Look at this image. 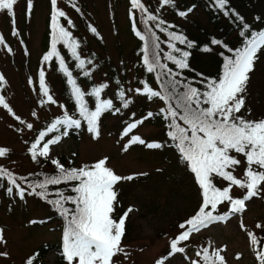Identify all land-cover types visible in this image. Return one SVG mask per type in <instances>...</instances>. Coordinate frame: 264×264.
<instances>
[{"label": "rangeland", "instance_id": "374dc122", "mask_svg": "<svg viewBox=\"0 0 264 264\" xmlns=\"http://www.w3.org/2000/svg\"><path fill=\"white\" fill-rule=\"evenodd\" d=\"M143 1L159 10L161 16L169 17L170 7L162 6V0ZM52 7L51 0H31L29 10L28 0H17L13 6L14 17L7 10H0V35L4 39L0 44V73L3 77L0 84L12 109L10 112L0 104V145L8 150L0 156V163L13 171L32 169L30 148L42 132L34 131L47 123L43 130L46 135L36 151L39 152L49 140L57 136L60 139L49 144L48 156L42 157L52 161L64 155L79 163L106 159L105 166L116 175L133 177L131 180L122 179L113 187L118 194L112 214L119 218H112L118 222L129 208L132 211L125 218L120 241L123 252L112 258V264H156L165 257L164 264H193L200 247L213 252L221 250L219 255L228 264H260L256 246L251 243L248 233L255 235L260 233L261 226L264 227V182L258 194L245 201L241 212L231 213L224 220L210 222L193 232L189 239L178 244L183 252L169 255L171 241L185 231L180 224L201 202L202 189L195 174L187 171L185 164L162 160L155 148L147 146L161 138V126L143 118L144 115L131 114L139 107L146 83L139 56L134 51L137 42L127 25V11L131 9L129 0H57L56 7L66 14L59 18L61 25L71 31L75 24V33L87 42L86 47L98 53L101 65L93 71V81L96 87L106 85L99 101L110 100L115 111L112 115L105 113L97 121L98 135L89 128L74 133L65 130L67 135H63L65 131L57 135L48 131L57 114H64L66 108L60 78L49 66V61L41 62L40 59L45 47L47 15ZM254 9L264 15V0H260ZM186 16L179 18V22L189 28L192 20L204 26L208 17L198 5ZM87 22L95 27L98 36L89 31ZM208 29L214 30L205 28ZM38 69L44 72V80L51 84L54 103L47 100L37 84ZM248 77L242 93L247 106L244 114L246 117H264V47L258 50ZM115 78L123 87L124 101L129 102L127 107H120ZM84 89L88 92L86 85ZM137 89L141 91L137 92ZM160 106V101L149 103L151 110ZM137 121L142 123L125 135L127 126ZM28 124H32L31 129ZM133 136L140 137L144 143L131 142ZM240 162L233 171L243 176L245 163ZM246 192L235 186L231 196L242 198ZM42 204L36 202L30 191L25 192L23 199L15 193L7 195L0 191V264H22L42 241L58 236V221L51 219L38 224L37 221L48 211ZM55 256L54 250L48 251L43 264H56Z\"/></svg>", "mask_w": 264, "mask_h": 264}, {"label": "snow or ice", "instance_id": "6c2138e0", "mask_svg": "<svg viewBox=\"0 0 264 264\" xmlns=\"http://www.w3.org/2000/svg\"><path fill=\"white\" fill-rule=\"evenodd\" d=\"M16 2L17 0H0V10H7L14 17L13 6ZM51 3L53 6L52 50L44 56V60L47 61L53 56L58 57L56 44L63 43L71 50L73 57L79 60L77 67L83 68L85 61L79 59L77 55L78 43L72 38L71 32L58 22L59 18L65 17L66 14L56 7L57 0H51ZM131 3L133 8L147 11L140 0H131ZM215 3L217 7L224 9L227 0H215ZM163 5L175 7V2L174 0H162ZM28 7L30 10L31 0H28ZM73 7H75V4H73ZM188 11H191V9ZM178 14L184 17L187 12L180 11ZM157 19L156 15L150 14L144 22L147 23L148 20ZM13 23H15L14 19ZM162 23L164 21H160L156 26L159 27ZM69 24H71L70 20ZM244 27L247 28L248 25L245 24ZM91 30L93 32L96 31L95 28ZM136 34L142 40L145 39L139 32ZM169 35L181 43H185L184 37L174 33ZM241 35H244V33L242 32ZM3 43V36L0 35V44ZM212 43L219 44L221 42L213 40ZM188 46L191 47L192 42H188ZM262 47H264V31L256 33L251 39H248L242 49L236 50L234 58L226 59L223 78L218 82L210 83L208 91L202 93L196 88L185 86L187 90L177 97L179 110L169 106L168 117L171 118L169 127L172 129L169 132V136L176 142L181 158L187 162L190 170L195 174L203 196V203L197 214L180 224L179 227L185 229V231L171 241L169 255L183 252L184 249L178 247V244L181 241H186L193 232L206 227L210 222L222 221L231 213L241 212L245 207V201L256 196L260 190L261 183L264 182V119L253 121L236 115L244 107L242 93L245 91V85L249 79L248 73L252 70L256 54ZM176 51H179V49H176ZM188 55L187 52L183 53L184 58ZM167 59L174 61L180 69L188 66L185 59H176L171 54L168 55ZM144 63L147 65L149 72H154L159 67L164 69L168 75H172L171 69H167L166 65L160 64L158 55H153V58L149 59L147 47L145 48ZM60 69L65 72L68 77V83L72 85V94L79 105L80 114L87 120L89 131L98 135V118L103 111L113 107L110 100L99 101L100 93L106 85L95 87L90 93V95L98 98V103L94 111H89L84 103V93L77 86L72 74L64 66L62 58L60 59ZM85 75H88V73L85 72ZM157 78L159 79V76ZM2 80L3 77L0 76V81ZM177 83L173 80V89ZM40 86L41 91L47 96V100L54 103L53 97L48 95L43 71L40 72ZM140 91V89H137V92ZM143 93L148 94L149 98L161 97L166 99V97L161 96L159 91L152 90L146 84ZM119 96L123 100L124 92L121 91ZM128 103V101H124L123 106L127 107ZM0 104L8 108L2 96H0ZM202 104L209 106L202 107ZM116 111H119V109H116ZM152 115V113H148V117ZM177 118L183 121L187 127H182L177 123ZM138 123H142V121L130 123L124 134L127 135L132 129L136 128ZM80 124L81 121L79 119H73L65 115L63 119H57L48 131H58V125L79 128ZM27 127L31 129L32 124H28ZM67 134V131L63 133V135ZM45 135L46 132H40L39 138L31 145L30 152L34 160L37 155L47 157L49 144H55L60 139L57 136L55 139L44 143L42 149L37 153V147L44 140ZM131 142L144 143L138 136H133ZM147 146L149 148H158L161 145L148 144ZM7 151V149H0V156L5 155ZM232 152L243 154L246 158L247 167L244 179L235 177L233 172L229 170L234 169L241 163L240 160L231 155ZM52 163L59 169V175L46 178L43 182L31 187L35 194L45 197L48 185H58L61 182L68 181L78 182L73 189L76 193L75 196H64L63 193H57L59 198L49 201V203L56 205L57 210L60 211V214L67 221L63 233V254L65 259L68 264H73L74 261H76V264H112V258L118 252H123V248L120 247V241L124 234L125 218L128 212L132 211L129 208L118 222L112 218L111 214L114 212V201L116 200V192L113 187L122 179L131 180L133 177L116 175L112 169L105 166L106 159H101L94 165H86L80 169H65L57 160H52ZM3 177H7L9 182L18 189V195L23 198L25 190L17 184L13 175L7 170L0 169V178ZM215 177L223 178L229 182L228 186L222 190L216 187L213 183ZM233 185L246 188V194L242 198H233L230 195ZM37 187L41 191L36 192ZM12 191V187L7 188L9 194ZM69 201L75 205V208L64 207V203ZM224 201L230 202L229 213L213 215L212 211H206L209 206L214 211L218 204ZM241 226L243 227V225ZM257 227H260V225L258 224ZM248 235L251 243L254 246H259L260 241L256 236L253 233H248ZM0 239H2V236H0ZM220 251H214L212 256L217 257L220 264H224V257L219 255ZM202 253L205 264H208L211 258L209 249L204 248ZM200 255L201 253L198 252L197 256ZM256 256L260 264H264V249L256 251ZM166 259L167 257L164 258V260ZM164 260H157L156 264H164ZM27 264H32V259H29ZM193 264H197V261H193Z\"/></svg>", "mask_w": 264, "mask_h": 264}, {"label": "trees", "instance_id": "16d2710c", "mask_svg": "<svg viewBox=\"0 0 264 264\" xmlns=\"http://www.w3.org/2000/svg\"><path fill=\"white\" fill-rule=\"evenodd\" d=\"M259 1L260 0H227L225 8L220 9L219 7H217L215 0H174L175 7L167 5L171 10L169 17H163L161 16V13L158 12L159 10L157 11L152 9L147 4H145L143 0H140V2L144 5L147 11H141L139 8H133L131 0H129L131 9L127 11V25L130 33L135 37L137 42L134 51L139 56V64L141 65L145 83L152 90L159 91L162 97H166V99L161 97L149 98L148 94L142 93L141 98L139 99V107L133 110L131 114H140L141 117L144 115L143 118L150 120L151 123H155L161 126L159 134L161 138L157 142L153 143L159 144L161 146L158 148H153H155L158 155L162 157V160L168 162L172 161L183 163L185 164L187 171H191L187 162H185L181 158V154L176 147V142L173 141L169 136V132L172 130L169 127L171 123V118L168 117L169 106L179 110V101L177 97L182 95L187 90L185 86L196 88L202 93L208 91V86L210 83L218 82L223 78L226 59L234 58L236 50L242 49L248 39H251L254 34L264 31V15L254 9ZM197 5L207 13L208 17L206 24L203 26L200 25L198 21L192 20L191 28L182 26L179 22V18H185L187 16L182 17L178 14V12L184 11L188 14V12H190L188 10L194 9V7ZM152 7H154V5H152ZM249 13L252 14L250 15ZM52 14L53 7L50 9L49 15H47L48 28L45 38V47L43 53H41L40 55L41 62L44 61V56L52 50ZM150 14L156 15L158 19L148 20L147 23H145V19ZM60 21L61 19H59L58 21L61 25ZM160 21H164V23L160 24V26L157 27L156 25ZM245 24L248 25L247 28L244 27ZM73 26L74 27L71 29L72 32L69 29H66L71 32L72 38H74L79 45V47L77 48V55L79 59H83L85 61L83 68L77 67L79 60L73 57L71 50L63 43L56 44L58 57L53 56L47 61H49V66H51L52 70L60 78V90L64 97L66 106L64 114H57V118H55L52 122L60 118L63 119V117L67 115L73 119H79L81 121V124L79 128L58 125L59 130L52 131V133H54L55 135L63 133L65 130H70V132L74 133L89 128L87 120L80 114L79 105L72 94V85L68 83V77L65 72L60 69L61 58L63 59L64 66L67 68L68 72L72 74V78L76 81L77 86L84 93V103L89 111L95 110V102L97 103L98 100L96 96L90 95V93L96 87L92 77L93 71L99 65H101V60L98 59L99 55L95 50L88 49L86 47L87 42L85 40H82L81 37L75 33L76 25L73 24ZM87 27L92 34L98 36L96 32H93L91 30L95 27H93L88 22ZM208 27L214 28V30H205V28ZM137 32L144 36L145 39L142 40L140 36L136 34ZM242 32L244 33V35H241ZM170 33H174L176 35L184 37L185 43H181L179 40L174 39L171 35H169ZM213 40L220 41L221 43L213 44ZM188 42H192L191 47L188 46ZM6 44L9 47L8 43ZM146 47L148 49L149 59L151 60L153 58V55H158L160 64L166 65L167 69H171L172 75H168L164 69L159 67H157L156 71L154 72H149L147 70V65L144 63ZM176 49H179V51H176ZM184 52H187L189 54L186 58L183 57ZM169 54L174 56L176 59H185L188 66L184 69L178 68L174 61L167 59ZM40 72L41 70L38 69L37 84L41 89ZM85 72H87L88 75H85ZM1 75L2 74L0 73V76ZM113 76H116V74L114 73ZM158 76L159 79L157 78ZM173 80L178 82L174 89L172 87ZM115 82L117 84L116 95L121 103L120 107L123 108L124 99L122 100L119 96V93L123 91V87L118 79L115 78ZM44 83L47 87L48 95H51V84L49 85L45 80ZM84 85L87 86L88 92L84 89ZM0 96L3 97L4 102L8 105L7 109H10L9 111L12 112V109L10 108L3 94L2 84H0ZM158 101H160L161 106L151 110L149 107V103H155ZM201 106L208 107L209 105L202 104ZM246 108V103H244V107L240 110L239 113H236V115L242 116L246 120L259 121L261 119H264V117H246L244 114ZM162 109L163 111H161ZM114 111L115 110H113L112 108L103 111L98 118V121L103 118V115L105 113L107 115H112ZM148 113H152L153 115L151 117H148ZM177 123H179L182 127H187V125L178 118ZM46 124L44 125V127L46 126ZM44 127H41L34 132H38L39 130L43 131ZM0 149H5V147L0 145ZM37 153L39 152L37 151ZM231 155L235 156L238 160H242L245 163L242 167L245 173V169L247 167L245 156L243 154L235 152H232ZM31 159L33 160L34 167L27 171H13L3 166L2 163H0V169L7 170V172L13 175V177L16 179L17 184H19L20 187L25 190L24 196L26 191H30V193L34 196L36 202H42V205L47 206L48 211L44 216H42L40 220L37 221L38 224H43L48 220L54 219L55 221H58L59 229L58 236L55 239L42 241L34 249L30 257L27 258V260L22 264H27L29 259H32V264H43L45 255L50 250H54L56 253V264H68V261L65 259L63 254V233L67 221L65 217L60 214V211L57 210L56 205L49 203V201L58 199L59 197L57 193H63L64 196H75L76 193L73 191V189L78 184V182L68 181L61 182L58 185H48L46 196L41 197L33 192L31 186L43 182L46 178L58 176L59 169L52 163L51 160L46 159L42 156L37 155V158L35 160L31 156ZM56 160L59 161V163L65 169H80L86 165L91 166L96 163H79L74 158L71 159L64 155H59ZM229 170L233 172V175L235 177L244 179V175L239 176L233 171V169ZM213 183L216 187L222 190L224 187L228 186L229 182L225 181L223 178L215 177L213 179ZM8 187L13 188L11 194L15 193L20 199L24 198V196L23 198H21L20 195H18V189L9 182L7 177L0 178V191H3L7 195H11L7 192ZM233 187H235V185H233L232 188ZM242 189L243 192L247 191L246 188ZM39 191H41V189L37 187L36 192ZM116 194L118 193L116 192ZM233 198H239V196ZM23 201L25 205V200ZM202 203L203 196L195 212L190 213L186 217V221L197 214ZM226 205L227 208H225ZM229 206H231L230 202L224 201L223 203L218 204L217 208L214 211L210 206L206 209V211H212L213 215H224L228 211ZM64 207L73 209L75 208V205L69 201L64 203ZM111 215H113L112 217L116 219L119 218L117 214ZM261 227L262 229L260 233L258 232L255 234L256 238L260 241L259 246H256L257 251L264 249V227ZM168 249L171 248L169 247ZM203 249L204 247H200L196 251V254L198 252L201 253L200 256H197V264H205L202 253ZM212 253L213 251L209 250V255L211 258L208 261V264H220L218 258L212 256ZM73 264H76V261H74ZM224 264L228 263L224 260Z\"/></svg>", "mask_w": 264, "mask_h": 264}]
</instances>
